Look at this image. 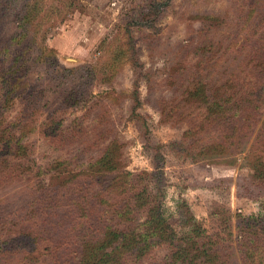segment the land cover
Segmentation results:
<instances>
[{"label":"rangeland","instance_id":"rangeland-1","mask_svg":"<svg viewBox=\"0 0 264 264\" xmlns=\"http://www.w3.org/2000/svg\"><path fill=\"white\" fill-rule=\"evenodd\" d=\"M210 47L264 51V0H0V65L13 85L0 107V136L16 138L13 148L0 139V162L19 164L0 174L15 173L0 185V216L18 218L11 212L25 209L32 191L60 185L113 143L126 170L158 171L144 184L151 193L162 191L176 235L199 224L220 237L223 261L244 264L242 221L264 230V178L257 174L264 168V158H257L264 155V105L249 134L222 131L189 153L181 148L188 122H164L160 115L176 84H186V74L199 67L193 50ZM262 56L243 59L246 79L262 70L250 68L264 62ZM238 61L224 57L225 77ZM41 212L32 220L46 218ZM261 245L247 264H264ZM167 252L156 244L143 264H158ZM34 255L42 258L46 249Z\"/></svg>","mask_w":264,"mask_h":264},{"label":"trees","instance_id":"trees-1","mask_svg":"<svg viewBox=\"0 0 264 264\" xmlns=\"http://www.w3.org/2000/svg\"><path fill=\"white\" fill-rule=\"evenodd\" d=\"M250 5L255 7L256 4L252 1ZM204 50L208 51L207 48ZM262 50L252 49L243 54L239 49L229 47L218 53L210 47L208 52L211 55L206 51L203 54L202 49L193 50L199 67L186 74V84H176V95L169 104L159 107L164 122H188L189 127L183 132L182 138L185 144L181 145L185 152L206 146V141H216L215 137L222 131L251 132L264 105V62L260 65L252 63L255 67L250 66L251 71L258 68L262 70L258 71L259 74L250 73L248 80L243 74L246 64L243 59L247 55L253 58L260 54L262 56ZM206 55L209 56L208 60H205ZM225 56L239 58L227 77L221 69ZM3 65L2 61V108L6 101L5 89L13 87L8 77L10 72ZM232 65L230 61L228 66ZM237 68L242 69L240 74L235 72ZM176 70L179 75L180 67ZM6 82L10 83L9 86L4 85ZM191 109V112L187 111ZM25 114L29 115L28 112ZM261 129L259 135L263 140L260 145L264 146V120ZM1 134L0 139L13 148L12 142L16 140L14 133ZM16 145L20 150L25 149L21 143ZM24 152L26 155L27 151ZM101 152L103 154H98L94 163L69 174L56 187H40L37 191L36 184V190L30 193L34 200L25 206V209L29 205L36 207L30 212L21 208L16 214L11 212L12 215L21 214L18 218L0 216V264H128L127 258H131V264H143L156 244L168 249L158 264H229L218 253L220 249L217 241L220 242V237L206 234L199 224L195 223L182 235H176L165 214L162 191L151 193L152 187L144 184L149 178L157 176L158 171L134 173L126 170L118 161L120 152L117 144L109 143ZM257 158H264V155L258 154ZM18 167L19 164L12 160H2L0 174ZM26 169L29 171V166ZM8 174L10 178L15 175L13 171ZM159 174L162 175V172ZM257 174L264 178V168ZM9 177L4 175L0 178V185L5 184ZM38 182L41 186L42 181L39 179ZM62 208L64 211L59 214L57 210ZM4 210L10 213L8 209ZM42 210L46 218L40 216L41 221L32 220L42 215ZM141 216L145 217L144 221H140ZM65 226L64 233H60ZM240 230L243 236L240 257L247 264L248 260L256 256L255 248L264 240V230L258 231L248 220L242 221ZM261 246L264 249V244ZM42 248L46 249L45 256L41 258L34 255L35 251ZM145 264L154 263L146 261Z\"/></svg>","mask_w":264,"mask_h":264}]
</instances>
